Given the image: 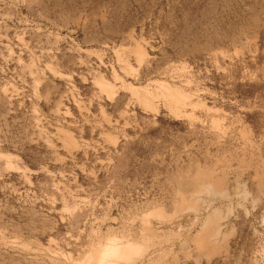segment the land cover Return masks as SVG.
Segmentation results:
<instances>
[{
    "label": "rangeland",
    "instance_id": "rangeland-1",
    "mask_svg": "<svg viewBox=\"0 0 264 264\" xmlns=\"http://www.w3.org/2000/svg\"><path fill=\"white\" fill-rule=\"evenodd\" d=\"M108 238L264 264V0H0V264Z\"/></svg>",
    "mask_w": 264,
    "mask_h": 264
},
{
    "label": "bare ground",
    "instance_id": "bare-ground-1",
    "mask_svg": "<svg viewBox=\"0 0 264 264\" xmlns=\"http://www.w3.org/2000/svg\"><path fill=\"white\" fill-rule=\"evenodd\" d=\"M197 174V173H196ZM200 175V174H199ZM192 177V176H191ZM195 178V177H194ZM188 180H189V178H187ZM191 179H193V178H191ZM191 179H190V181H191ZM198 179V178H197ZM199 180V179H198ZM193 182V181H192ZM186 183V182H185ZM190 183V182H189ZM196 183V182H195ZM194 183V184H195ZM211 184V183H210ZM190 185V184H189ZM196 185V184H195ZM195 185H194V187H195ZM200 185H201V189H200ZM200 185H198V187H199V191H198V193L200 192V193H202L203 195H204V193L205 194H211V193H214V192H212L214 189L208 184V185H202L201 183H200ZM185 186H187V185H185ZM197 187V188H198ZM184 188V187H183ZM187 188V187H186ZM189 189H191V188H189ZM216 189V188H215ZM186 190V189H185ZM192 190V189H191ZM196 190V189H195ZM201 190V191H200ZM197 191V190H196ZM196 191H194L195 193H196ZM217 192V191H216ZM215 192V193H216ZM220 192H222V190L221 191H218V193L219 194H221V195H223V194H227V193H225V192H222V193H220ZM189 193V192H188ZM195 193H193V194H195ZM197 193V194H198ZM200 193L198 194V195H200ZM190 194H191V192H190ZM197 194H195V195H197ZM215 195V194H214ZM220 195V196H221ZM202 196V195H201ZM209 196V195H208ZM194 197V196H193ZM200 197V196H199ZM194 198H196V197H194ZM182 199V198H181ZM200 199V198H199ZM183 200V199H182ZM195 200V199H194ZM198 200V199H197ZM201 200V199H200ZM199 200V201H200ZM199 201H197V203L199 202ZM182 202H184V201H182ZM202 202V201H201ZM194 203H196L195 201L193 202V203H191L192 205L191 206H193V204ZM208 203V202H207ZM205 204V203H204ZM182 204L180 203V206H181ZM188 205V210L191 208V210H192V208L193 207H189L190 206V202H189V204H187ZM195 205V204H194ZM179 206V207H180ZM198 207V206H197ZM196 207V208H197ZM177 208V207H176ZM176 208H174V209H176ZM164 209V208H163ZM194 209V208H193ZM198 209V208H197ZM199 209H200V204H199ZM154 210V209H153ZM157 210V209H156ZM179 210H181V209H179ZM185 210V209H184ZM161 211V210H160ZM182 211V210H181ZM190 211V210H189ZM202 212H203V210H201ZM154 212V211H153ZM157 212V211H156ZM196 212H198V210L196 211ZM162 213V212H161ZM146 214V213H145ZM151 214V213H150ZM157 215H158V213H156ZM184 214V213H183ZM194 214V213H193ZM174 215H176L177 216V214L175 213ZM195 215V214H194ZM173 216V215H172ZM179 216V215H178ZM180 216H182L181 214H180ZM214 216H216V212H214V213H212L211 214V216L209 217V219H208V221L206 222L208 225L210 224V223H208L210 220H215V218H214ZM175 217V216H174ZM173 217V218H174ZM142 218H144V217H142ZM152 218H156V217H152ZM176 218V217H175ZM147 219H148V217H147ZM141 220H143V219H141ZM159 220V219H158ZM145 221V220H144ZM162 221V220H161ZM171 221V220H170ZM204 221V220H203ZM147 222V221H146ZM165 222V221H164ZM150 223H151V221H150ZM163 223V222H162ZM168 223V222H167ZM154 224V223H153ZM157 224V223H156ZM195 224V223H194ZM145 226H146V224H145ZM194 226V225H193ZM196 227V226H195ZM210 227H212V226H210ZM209 227V228H210ZM162 228V227H161ZM160 228V229H161ZM159 229V230H160ZM185 230V229H184ZM192 230V229H191ZM190 230V231H191ZM212 230V229H211ZM189 231V230H188ZM202 231H204V230H202ZM202 231H200L201 233H202ZM143 232V231H142ZM183 232V231H182ZM199 232V231H198ZM145 233H146V231H145ZM190 233V232H189ZM196 233V232H195ZM200 233V234H201ZM150 234H152V233H150ZM160 234V233H159ZM208 234V233H207ZM194 235V234H193ZM202 235H204V234H202ZM145 236V235H144ZM149 236V235H148ZM155 236V235H154ZM157 236V235H156ZM176 236H178V235H176ZM183 236V235H182ZM117 237V236H116ZM146 237V236H145ZM144 237V238H145ZM166 237V236H165ZM165 237H163V238H165ZM181 237V236H180ZM194 237H197V236H194ZM198 237H201L200 235L198 236ZM203 237V236H202ZM147 238V240L149 239L148 237H146ZM177 238H179V236L177 237ZM209 238V237H208ZM109 239V238H108ZM154 239H156V238H154ZM121 240V239H120ZM120 240L118 241L119 243H120ZM141 240H144V239H141ZM166 240H167V238H166ZM172 240V239H171ZM170 240V241H171ZM192 240V239H191ZM190 240V241H191ZM195 240H198V238L197 239H195ZM201 240V239H200ZM146 241V240H145ZM153 241V240H152ZM169 241V240H168ZM125 242V241H124ZM132 242V241H131ZM135 242H137V241H135ZM134 242V243H135ZM151 242V241H150ZM164 242V241H163ZM183 242V241H182ZM187 242V241H186ZM186 242H185V244H186ZM194 242V241H193ZM206 242V241H205ZM105 243V242H104ZM122 243H123V240H122ZM161 243V242H160ZM196 243V242H195ZM200 243V242H199ZM150 244V243H149ZM173 244H175V243H173ZM173 244H171V245H173ZM182 244V243H181ZM194 244V243H193ZM120 245V248H121V250H122V256H121V260L124 262V263H127L129 260H130V263H133V262H135V261H137V260H139V259H141V258H143L144 256H145V254L148 252V248H147V246H145V245H140V243H138V244H130V243H128V244H126V242H125V244H119ZM158 245V244H157ZM178 245V244H177ZM187 245V244H186ZM190 245V244H189ZM188 245V246H189ZM179 246H182V245H179ZM194 246V245H193ZM98 247V246H97ZM101 247V246H100ZM163 247H165V246H163ZM173 247V246H172ZM183 247H185V245L183 246ZM181 248V249H184V248ZM150 248V247H149ZM180 248V247H179ZM97 249V251H96V253L94 254V256L93 257H91L90 256V258H88V259H86V258H84L85 259V261L83 262V264H96V260H97V257H98V253H99V250L101 249V248H96ZM165 249V248H164ZM95 250V249H94ZM93 250V251H94ZM157 250V249H156ZM189 250V249H188ZM162 251V250H161ZM179 251H181V250H179ZM157 252V251H156ZM178 252V251H177ZM185 253H186V251H184ZM150 253V252H149ZM158 253V252H157ZM179 253H181V252H179ZM86 255H88V254H86ZM155 255V254H154ZM60 256V255H59ZM167 257V256H166ZM174 257H175V255H174ZM69 258V257H68ZM82 258V257H81ZM66 259V258H65ZM144 259V258H143ZM81 260V259H80ZM83 261V260H82ZM81 261V262H82ZM146 261V260H145ZM138 262V261H137ZM74 264L75 263H79V262H73ZM140 263V262H139ZM156 263H158V262H156ZM163 262H161V264H162ZM137 264V263H136ZM153 264V263H152ZM158 264H160V262L158 263Z\"/></svg>",
    "mask_w": 264,
    "mask_h": 264
},
{
    "label": "clouds",
    "instance_id": "clouds-1",
    "mask_svg": "<svg viewBox=\"0 0 264 264\" xmlns=\"http://www.w3.org/2000/svg\"><path fill=\"white\" fill-rule=\"evenodd\" d=\"M122 250L115 238H109L99 250L96 264H124L121 260ZM130 264V260L127 262Z\"/></svg>",
    "mask_w": 264,
    "mask_h": 264
}]
</instances>
